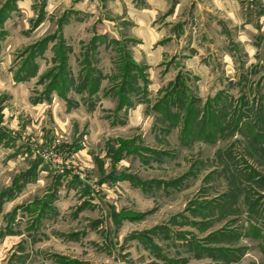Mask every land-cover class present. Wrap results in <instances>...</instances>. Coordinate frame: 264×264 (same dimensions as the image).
<instances>
[{
  "label": "rangeland",
  "instance_id": "374dc122",
  "mask_svg": "<svg viewBox=\"0 0 264 264\" xmlns=\"http://www.w3.org/2000/svg\"><path fill=\"white\" fill-rule=\"evenodd\" d=\"M0 264H264V0H0Z\"/></svg>",
  "mask_w": 264,
  "mask_h": 264
}]
</instances>
